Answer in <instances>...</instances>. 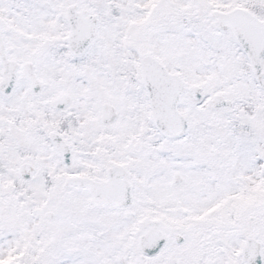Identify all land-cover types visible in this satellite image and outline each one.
<instances>
[{
  "label": "snow or ice",
  "instance_id": "snow-or-ice-1",
  "mask_svg": "<svg viewBox=\"0 0 264 264\" xmlns=\"http://www.w3.org/2000/svg\"><path fill=\"white\" fill-rule=\"evenodd\" d=\"M0 264H264V0H0Z\"/></svg>",
  "mask_w": 264,
  "mask_h": 264
}]
</instances>
